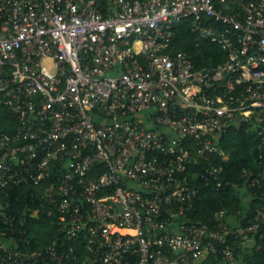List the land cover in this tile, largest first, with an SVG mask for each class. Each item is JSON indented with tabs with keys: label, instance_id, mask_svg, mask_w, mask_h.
Listing matches in <instances>:
<instances>
[{
	"label": "built area",
	"instance_id": "2783aa9c",
	"mask_svg": "<svg viewBox=\"0 0 264 264\" xmlns=\"http://www.w3.org/2000/svg\"><path fill=\"white\" fill-rule=\"evenodd\" d=\"M183 19L223 62L174 51ZM242 127L262 151L264 0H0V264H238L219 246L264 244V206L245 225L187 212L196 182L219 188L222 172L190 168L224 156L222 135ZM23 185L66 223L60 241L22 239L25 220L7 210Z\"/></svg>",
	"mask_w": 264,
	"mask_h": 264
},
{
	"label": "trees",
	"instance_id": "16d2710c",
	"mask_svg": "<svg viewBox=\"0 0 264 264\" xmlns=\"http://www.w3.org/2000/svg\"><path fill=\"white\" fill-rule=\"evenodd\" d=\"M175 38L173 39L174 51H182L189 55L195 65L199 68L216 65L225 60V53L219 46L201 41L196 33L191 30L189 19H183L175 26ZM5 121H12L13 118L4 111ZM12 126V123L11 125ZM13 128V126H12ZM2 133V130H1ZM4 133V132H3ZM9 133V132H8ZM260 140L252 130H245L244 127L228 129L221 137L219 146L224 156L217 155L199 158L196 166L191 167L190 174L199 173L203 167L214 164L222 168L220 187L216 188L215 183L204 187L202 181L197 185L203 189L200 200L196 201L187 216L192 220L203 223H211L216 212L224 211L226 221L230 225H245L253 219L257 209L264 206V182L260 187L250 186L248 178L243 176V170H251L254 174L264 170V148L259 150ZM262 155V159L259 155ZM57 171L46 176L48 179L54 176ZM10 208L8 214L25 220L23 230L25 234L22 239L30 240V248H43L53 241H60L65 233L63 227L66 224L61 222V217L55 211L48 215V205L40 198L41 188L33 185H23L19 188L10 189ZM253 245L247 243L240 246L238 240L228 238L226 244L220 248L232 246L238 264H264V244L258 237L250 240ZM68 246L73 247L75 254L86 255L88 253L83 239L67 241ZM21 247V243H18ZM202 264H221L212 255L207 257Z\"/></svg>",
	"mask_w": 264,
	"mask_h": 264
},
{
	"label": "crops",
	"instance_id": "0c3cea01",
	"mask_svg": "<svg viewBox=\"0 0 264 264\" xmlns=\"http://www.w3.org/2000/svg\"><path fill=\"white\" fill-rule=\"evenodd\" d=\"M247 245H252V243H251V242H249V243H247Z\"/></svg>",
	"mask_w": 264,
	"mask_h": 264
}]
</instances>
